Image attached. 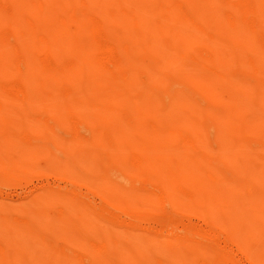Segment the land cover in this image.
<instances>
[{
  "label": "bare ground",
  "instance_id": "bare-ground-1",
  "mask_svg": "<svg viewBox=\"0 0 264 264\" xmlns=\"http://www.w3.org/2000/svg\"><path fill=\"white\" fill-rule=\"evenodd\" d=\"M0 264H264V0H0Z\"/></svg>",
  "mask_w": 264,
  "mask_h": 264
},
{
  "label": "rangeland",
  "instance_id": "rangeland-1",
  "mask_svg": "<svg viewBox=\"0 0 264 264\" xmlns=\"http://www.w3.org/2000/svg\"><path fill=\"white\" fill-rule=\"evenodd\" d=\"M6 190L9 192V191H13V192H11V193H13V194H16L17 192H19L21 189H20V187H7L6 188Z\"/></svg>",
  "mask_w": 264,
  "mask_h": 264
}]
</instances>
